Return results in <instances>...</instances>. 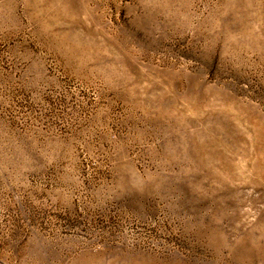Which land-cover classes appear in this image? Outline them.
Instances as JSON below:
<instances>
[{
  "label": "rangeland",
  "instance_id": "rangeland-1",
  "mask_svg": "<svg viewBox=\"0 0 264 264\" xmlns=\"http://www.w3.org/2000/svg\"><path fill=\"white\" fill-rule=\"evenodd\" d=\"M0 264H264V0H0Z\"/></svg>",
  "mask_w": 264,
  "mask_h": 264
}]
</instances>
